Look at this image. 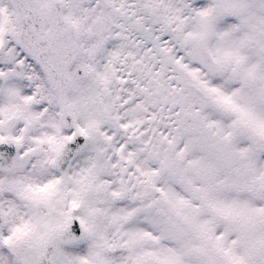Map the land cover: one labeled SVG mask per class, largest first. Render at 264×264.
<instances>
[{
    "label": "snow or ice",
    "instance_id": "obj_1",
    "mask_svg": "<svg viewBox=\"0 0 264 264\" xmlns=\"http://www.w3.org/2000/svg\"><path fill=\"white\" fill-rule=\"evenodd\" d=\"M0 264H264V0H0Z\"/></svg>",
    "mask_w": 264,
    "mask_h": 264
}]
</instances>
